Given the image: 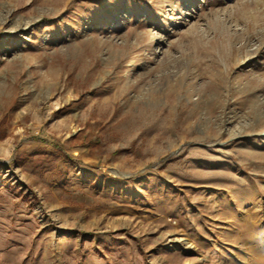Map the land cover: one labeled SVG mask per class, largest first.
Here are the masks:
<instances>
[{
	"label": "rangeland",
	"instance_id": "obj_1",
	"mask_svg": "<svg viewBox=\"0 0 264 264\" xmlns=\"http://www.w3.org/2000/svg\"><path fill=\"white\" fill-rule=\"evenodd\" d=\"M0 264H264V0H0Z\"/></svg>",
	"mask_w": 264,
	"mask_h": 264
}]
</instances>
